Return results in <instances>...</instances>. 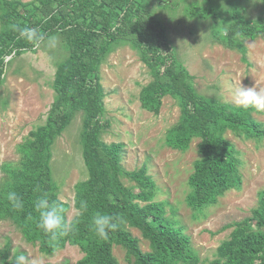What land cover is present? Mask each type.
Listing matches in <instances>:
<instances>
[{
  "label": "trees",
  "instance_id": "trees-1",
  "mask_svg": "<svg viewBox=\"0 0 264 264\" xmlns=\"http://www.w3.org/2000/svg\"><path fill=\"white\" fill-rule=\"evenodd\" d=\"M186 7L190 16L213 15L211 34L224 45L245 54L242 38L264 35V17L246 18L240 2L204 0ZM264 3V0H261ZM153 0H0V85L9 59L36 47L18 39L12 24L38 27L48 37L62 36L66 57L57 63L51 82L53 101L43 123L30 129L18 144L19 159L0 164L4 178L0 181V220L11 221L28 243L39 252L53 254L66 245L77 246L81 256L75 264H119L112 249L122 246L128 264H196L190 237L165 214V202L155 199L156 183L145 164L126 170L121 164L124 144L106 143L102 131L109 121L103 119L105 92L100 83L99 64L118 45H129L147 66L151 79L139 92L142 108L157 113L162 98L170 96L179 106V117L165 133V144L185 151L198 138L199 156L188 176L186 205L194 212L217 201V197L241 184L238 150L225 137L264 138V123L253 117V108L244 109L198 93L193 75L177 58L163 21L151 9ZM177 2L159 0L157 6H175ZM225 29V33H223ZM244 58V56H243ZM82 111L81 153L87 177L74 184L73 208L58 196V186L50 170L51 147ZM122 178L129 180L125 184ZM15 191L23 208L14 210L6 198ZM47 194L50 201L64 209L62 215L71 223L77 218L80 201L88 210L78 218L74 230L52 239L36 228L37 214L33 202ZM252 215L234 221L227 239L222 240L211 264H264V188ZM97 211L123 217V223L99 239L90 230V220ZM128 227L137 228L149 242L142 250L139 239ZM16 255L0 247V264H15Z\"/></svg>",
  "mask_w": 264,
  "mask_h": 264
},
{
  "label": "rangeland",
  "instance_id": "rangeland-1",
  "mask_svg": "<svg viewBox=\"0 0 264 264\" xmlns=\"http://www.w3.org/2000/svg\"><path fill=\"white\" fill-rule=\"evenodd\" d=\"M158 1L153 0L151 9L163 21L177 58L193 75L198 93L234 104L232 94L241 79L243 86L256 84L264 89V35L242 38L245 46L242 55L239 50L213 38L212 14L203 18L186 13L190 4L206 6L204 0H170L177 2L171 7L157 6ZM216 3L226 5L225 0H216ZM240 7L246 18L264 17L261 0H242ZM222 31L225 33V29ZM49 36L57 37L53 46L42 43L35 52L25 51L11 57L6 65L0 85V164L19 159L18 144L30 129L44 122L53 101L54 70L66 57L67 49L61 35ZM98 69L105 92L103 119L109 121L101 139L106 143L124 144L121 164L126 170L147 166L156 183L155 199L165 202V214L190 237L198 259L196 264H211L217 247L230 235L232 227L226 225L251 216L252 209L259 203L258 193L264 188V138L225 133L238 150L240 187L225 191L215 203L194 212L186 205L185 196L193 161L199 156V139L193 138L185 151L173 149L164 141L166 130L179 117L176 101L164 96L157 113L141 107L139 92L151 75L138 52L127 44L115 46ZM252 115L264 123V109L253 108ZM82 118V111L76 112L51 147V175L58 186V196L70 203L68 219L76 213L72 206L74 184L87 177L80 142ZM4 175L0 170V181ZM122 180L125 184L131 183L126 178ZM128 229L139 239L140 248L149 250V242L141 232L134 227ZM0 247H8L10 256L24 254L29 259L28 264H75L81 256L74 245H66L53 254L41 253L5 219L0 220ZM112 252L119 264H128L122 246L114 245Z\"/></svg>",
  "mask_w": 264,
  "mask_h": 264
},
{
  "label": "clouds",
  "instance_id": "clouds-1",
  "mask_svg": "<svg viewBox=\"0 0 264 264\" xmlns=\"http://www.w3.org/2000/svg\"><path fill=\"white\" fill-rule=\"evenodd\" d=\"M10 27L18 33V39H22L35 47H39L42 43L53 46L57 39L55 36L46 37L38 27L21 26L19 24H12ZM241 80L232 94L233 103L244 109H264V89L258 88L256 84L251 87L243 86ZM6 198L14 210L19 211L23 208V201L15 191H8ZM87 210L88 202L81 200L77 218L69 223L63 218V207L58 202L50 201L47 194L37 197L33 202V211L37 214L36 228L45 235H50L52 239L74 230L79 216ZM123 222V217L97 211L92 215L89 226L90 230L99 239L106 240L109 233L115 231ZM28 261L29 259L24 254H19L15 258V264H28Z\"/></svg>",
  "mask_w": 264,
  "mask_h": 264
}]
</instances>
